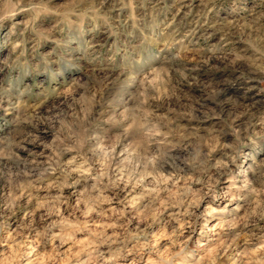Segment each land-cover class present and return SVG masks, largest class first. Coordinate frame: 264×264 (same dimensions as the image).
I'll use <instances>...</instances> for the list:
<instances>
[{"label":"clouds","instance_id":"obj_1","mask_svg":"<svg viewBox=\"0 0 264 264\" xmlns=\"http://www.w3.org/2000/svg\"><path fill=\"white\" fill-rule=\"evenodd\" d=\"M0 264H264V0H0Z\"/></svg>","mask_w":264,"mask_h":264}]
</instances>
